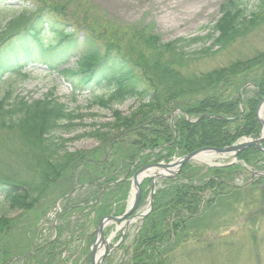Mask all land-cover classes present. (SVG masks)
I'll list each match as a JSON object with an SVG mask.
<instances>
[{
  "label": "trees",
  "instance_id": "1",
  "mask_svg": "<svg viewBox=\"0 0 264 264\" xmlns=\"http://www.w3.org/2000/svg\"><path fill=\"white\" fill-rule=\"evenodd\" d=\"M256 1L248 14L243 0H229L207 36L165 42L139 28L125 33L109 30L99 16L82 31L66 18L67 2L0 0V75L42 65L60 75L73 91H108L107 96L95 97V102L112 111L111 121L93 125L87 135L97 141L96 148L70 152L64 149L68 140L57 133L70 132L77 117L55 91L40 100L11 94L0 100V196L12 211L21 213L16 219L0 217V264H61L65 250L87 237L81 217L94 225L104 216L124 212L129 178L139 168L259 136L264 51L238 57L220 68L191 70L194 62L212 59L263 30L264 0ZM11 2L21 3L22 9L7 19L5 13L13 10ZM198 42L204 45L201 51L185 52ZM131 98L139 103L131 113L113 109ZM203 115L217 117L201 119ZM238 159L264 171V155L255 148L244 150ZM243 169L241 164L215 168L186 164L176 179L164 180L128 264H172V239L189 243L192 230L205 227L199 221L205 209L264 183L259 177L250 185L233 184ZM150 184L149 179L142 185L140 206ZM78 185L87 186L90 197L74 201L71 194ZM57 187L63 191L59 199L68 198L57 214L56 238L41 245L32 243L24 254H14L6 237L21 223L23 214L36 211ZM72 224L67 240L66 227Z\"/></svg>",
  "mask_w": 264,
  "mask_h": 264
},
{
  "label": "rangeland",
  "instance_id": "2",
  "mask_svg": "<svg viewBox=\"0 0 264 264\" xmlns=\"http://www.w3.org/2000/svg\"><path fill=\"white\" fill-rule=\"evenodd\" d=\"M67 2L66 18L72 25L84 31L93 26V17L99 16L104 27L116 28L125 33L130 28H139L158 35L163 41L177 39L190 41L205 37L220 18L221 6L229 0H56ZM73 1V2H71ZM256 0H243L250 11L254 9ZM13 10L5 13L7 19L16 15L22 9V4L11 2ZM2 15L0 14V20ZM86 25L87 28L83 26ZM209 44L205 45L207 47ZM15 47H18L16 45ZM204 45L200 42L185 48V52L193 54L201 51ZM257 51H264V28L248 36L247 39L234 44L229 51L220 53L212 59L198 60L192 64L191 70L206 71L226 66L229 61L238 57H251ZM78 58V55L75 59ZM0 100L7 94L13 97L24 96L28 99H44L50 91L55 90L56 97L64 103L70 112L77 117L75 126L70 132L61 130L57 136L68 140L64 149L75 152L91 150L98 146L95 139L87 136L97 127L112 120V111L103 108L95 102V97L108 95V91L81 90L73 92L70 85L56 73L49 72L44 66L31 64L26 68L0 75ZM139 103L131 98L122 104L114 105L113 109L129 114L138 107ZM264 117V114H263ZM229 160H213L212 163L226 164ZM244 168L233 184L244 186L251 184L257 177L252 178L254 167L240 163ZM193 167L207 168L206 163L193 161ZM263 171V170H262ZM264 172V171H263ZM163 181L158 182L159 188ZM74 184L65 189L67 192ZM60 187L48 193L47 198L40 202L36 211L23 214L22 221L16 225L8 237V243L15 249L14 254H24L29 245H41L56 236L54 227L58 225L57 214L61 211L66 199H59L63 191ZM260 189V190H259ZM73 200L90 197L91 190L77 186ZM140 206V212L148 207L150 190ZM254 193L252 197L251 194ZM204 216L199 221L204 228L191 232L189 243L178 244L172 239V264H264V183L229 200L222 199L212 207L204 210ZM21 213L10 209L8 202L0 196V217L18 218ZM84 215H87L85 212ZM79 217V216H78ZM81 217V216H80ZM81 228L86 235L95 231L89 218L81 217ZM142 220L128 226L123 240L121 232L111 240L110 247L119 246L107 256L103 264H128L133 251L135 240L142 227ZM203 227V226H202ZM116 225L111 224L104 231L110 237ZM74 225H67L65 239L69 240ZM94 240L82 237L64 252L62 264H89L88 250ZM22 247V248H21ZM21 248V249H19Z\"/></svg>",
  "mask_w": 264,
  "mask_h": 264
},
{
  "label": "water",
  "instance_id": "3",
  "mask_svg": "<svg viewBox=\"0 0 264 264\" xmlns=\"http://www.w3.org/2000/svg\"><path fill=\"white\" fill-rule=\"evenodd\" d=\"M261 98V97H260ZM264 109V98H261L260 104L258 106V119L264 129V119L262 117ZM212 117L216 118L215 115H204L203 118ZM229 119H224V121H228ZM264 140V130L258 138H254L252 140H242L232 146L226 148H211L205 147L194 151L193 153L181 157L177 160H174L170 163L161 162L152 165H147L138 170L131 179L132 183V193L129 202V206L126 212L120 217H104L102 218L95 230V242L92 244L90 249V264H102L104 259L108 256L109 252L113 251L116 247L109 248V241H107L104 237V229L111 223L119 224L123 223V229L118 228V230H125V228L132 224L135 219H144L153 208L154 196L156 191L157 181L160 179H171L178 176L183 166L191 161L199 160V157L204 156L206 154H213L221 157L222 159H232L237 160L239 154L247 148L255 147L259 151L264 153V148L261 146V143ZM214 166V165H212ZM264 175V174H263ZM147 178H153L151 185V196L149 200V209L140 215H134L136 212L142 194L141 184ZM123 236V233H122ZM104 247L105 251L99 253V249Z\"/></svg>",
  "mask_w": 264,
  "mask_h": 264
},
{
  "label": "bare ground",
  "instance_id": "4",
  "mask_svg": "<svg viewBox=\"0 0 264 264\" xmlns=\"http://www.w3.org/2000/svg\"><path fill=\"white\" fill-rule=\"evenodd\" d=\"M211 156L210 155H204V156H202L201 158H200V160L202 161V162H204V163H206V162H211L210 160H211Z\"/></svg>",
  "mask_w": 264,
  "mask_h": 264
}]
</instances>
